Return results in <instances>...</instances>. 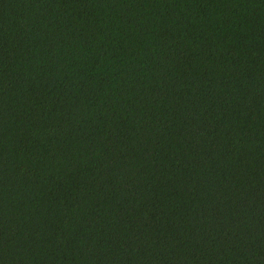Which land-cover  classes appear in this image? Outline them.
Instances as JSON below:
<instances>
[{"label": "trees", "instance_id": "16d2710c", "mask_svg": "<svg viewBox=\"0 0 264 264\" xmlns=\"http://www.w3.org/2000/svg\"><path fill=\"white\" fill-rule=\"evenodd\" d=\"M0 264H264V0H0Z\"/></svg>", "mask_w": 264, "mask_h": 264}]
</instances>
